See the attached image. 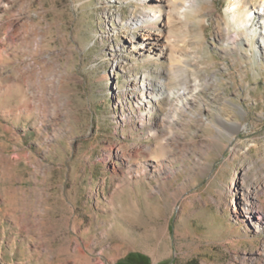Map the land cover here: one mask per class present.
<instances>
[{"label":"rangeland","instance_id":"374dc122","mask_svg":"<svg viewBox=\"0 0 264 264\" xmlns=\"http://www.w3.org/2000/svg\"><path fill=\"white\" fill-rule=\"evenodd\" d=\"M230 2L0 0V264H264V12Z\"/></svg>","mask_w":264,"mask_h":264},{"label":"bare ground","instance_id":"6f19581e","mask_svg":"<svg viewBox=\"0 0 264 264\" xmlns=\"http://www.w3.org/2000/svg\"><path fill=\"white\" fill-rule=\"evenodd\" d=\"M151 1L141 0L142 3L151 5V7L154 10L156 8L161 7V3L164 0H151ZM261 1L264 5V0H261ZM255 10L256 9H250L249 8V3L247 2V0H231L229 8H228V13L231 16V21L234 24L235 28L238 31H242L247 27V24H249L250 22L253 21L252 20L253 17L256 18L257 16L261 15L264 12V10L261 12L260 11L257 12ZM153 12H154V14L150 15L148 17L145 16L144 18L132 20V23L134 22L133 25L137 26L139 23H145L147 21V19H151L153 21L152 24L146 25L145 28L146 29H153L154 31H157V23L161 20L162 14L157 13L156 11H153ZM23 29H24L23 25H20L18 23L12 24L13 39L12 38L10 39L11 44H18L17 41H19V42H21L20 44L24 45V43L26 41V38H25L26 36L22 35ZM158 35H159V38L155 39V40H157V42H155L154 45H155L156 49L158 48L159 55H162V53L167 48V45H165V43L163 41H161V39H160L161 34H158L156 32L153 33V32L147 31L145 34H142L140 36L141 39L143 40L140 43V45H142V49L145 48L144 46H147L146 48H148L149 47L148 41L150 39H154L155 38L154 36H158ZM235 39H237V38H235ZM131 40H132V42H134L135 37H131ZM149 48L151 49V47H149ZM259 48H260V50H262L264 52V39L262 40L261 44L259 45ZM24 49H26V48H24ZM24 49H22V50L24 51ZM1 57L3 58L4 56H1ZM4 60H6V59H4ZM0 61H3V60H0ZM15 61L18 64L20 63L17 66V71L19 73L18 79H21L22 76H25L26 77L25 79L28 80V82H33V80L36 81V79H38L39 74L37 73V69H36L35 65H33V63H30V62L27 63L26 61H21L17 57H15ZM58 76L59 75L57 73H54V75L51 76V78H50V86H51L50 89L52 91H54V89H56L59 86V82L57 81ZM0 90H3V88L1 86H0ZM20 93H21V91H20L19 87L17 88V86L14 85L11 89H9V91L6 93V95L14 96V95H17ZM241 214L249 222L255 223V219H256V226L257 227H259V225H262L264 223V212L262 210H258L255 203L254 204L248 203L246 206H244L241 210ZM253 214L256 216H254Z\"/></svg>","mask_w":264,"mask_h":264}]
</instances>
